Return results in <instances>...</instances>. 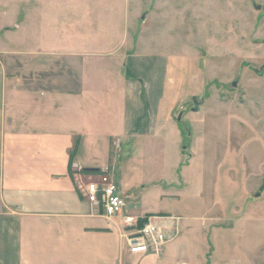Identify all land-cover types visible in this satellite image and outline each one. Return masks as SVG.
Here are the masks:
<instances>
[{
    "label": "rangeland",
    "instance_id": "rangeland-1",
    "mask_svg": "<svg viewBox=\"0 0 264 264\" xmlns=\"http://www.w3.org/2000/svg\"><path fill=\"white\" fill-rule=\"evenodd\" d=\"M28 9L31 52L60 42L64 24L62 44L108 71L129 64L143 87L147 130L109 136L106 165L76 167L79 181L118 177L127 201L210 210L214 261L264 264V0H35Z\"/></svg>",
    "mask_w": 264,
    "mask_h": 264
},
{
    "label": "crops",
    "instance_id": "crops-1",
    "mask_svg": "<svg viewBox=\"0 0 264 264\" xmlns=\"http://www.w3.org/2000/svg\"><path fill=\"white\" fill-rule=\"evenodd\" d=\"M31 1L0 0V264H219L224 255L215 261L211 255L218 241L204 234L215 220L210 210L189 216L155 210L138 197L127 201L128 182L114 177L125 213L150 215L168 235L161 249L132 250L127 235L134 228L87 200L76 167L101 169L109 136L147 130L143 87L132 81L128 63L108 71L62 44L64 24L55 37L60 42L31 52ZM177 229L181 234L172 237Z\"/></svg>",
    "mask_w": 264,
    "mask_h": 264
},
{
    "label": "built area",
    "instance_id": "built-area-1",
    "mask_svg": "<svg viewBox=\"0 0 264 264\" xmlns=\"http://www.w3.org/2000/svg\"><path fill=\"white\" fill-rule=\"evenodd\" d=\"M85 192L87 200L103 210L106 216H117L124 228H134L127 235V244L132 250H147L148 247L160 249L166 242L164 231L151 217H147L143 225L138 227L137 216L125 213L127 203L110 176L102 175L98 180L89 181L85 185Z\"/></svg>",
    "mask_w": 264,
    "mask_h": 264
},
{
    "label": "trees",
    "instance_id": "trees-1",
    "mask_svg": "<svg viewBox=\"0 0 264 264\" xmlns=\"http://www.w3.org/2000/svg\"><path fill=\"white\" fill-rule=\"evenodd\" d=\"M83 172H85V173H95V172H98V170L97 169H87V168H85L83 170ZM145 220H146V218L139 220L138 221V227H141Z\"/></svg>",
    "mask_w": 264,
    "mask_h": 264
},
{
    "label": "water",
    "instance_id": "water-1",
    "mask_svg": "<svg viewBox=\"0 0 264 264\" xmlns=\"http://www.w3.org/2000/svg\"><path fill=\"white\" fill-rule=\"evenodd\" d=\"M234 84V83H233ZM198 103V101H194V104L196 105ZM192 110H195V108L193 107Z\"/></svg>",
    "mask_w": 264,
    "mask_h": 264
}]
</instances>
